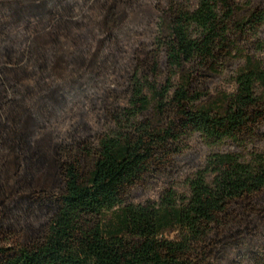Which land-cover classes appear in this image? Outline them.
<instances>
[{
    "label": "trees",
    "instance_id": "trees-1",
    "mask_svg": "<svg viewBox=\"0 0 264 264\" xmlns=\"http://www.w3.org/2000/svg\"><path fill=\"white\" fill-rule=\"evenodd\" d=\"M262 143L264 0H0V264H264Z\"/></svg>",
    "mask_w": 264,
    "mask_h": 264
},
{
    "label": "rangeland",
    "instance_id": "rangeland-1",
    "mask_svg": "<svg viewBox=\"0 0 264 264\" xmlns=\"http://www.w3.org/2000/svg\"><path fill=\"white\" fill-rule=\"evenodd\" d=\"M152 16H154V12L150 8H145L142 10V13L139 14L137 19V24L139 26H143L144 24L147 25L149 23V20L152 19ZM151 27L152 24L150 25ZM144 27V26H143ZM147 32L143 38L150 39L151 38V30L147 29L145 30ZM18 33L15 34V40L18 42L20 39L18 37ZM130 46V43H129ZM37 79L28 80V84L34 85L36 83ZM116 86L115 78L109 80L107 83H103L102 86ZM101 86V87H102ZM237 89V85H235L233 82L229 80H223L220 81V83L215 84V92H219L220 90H225L228 92H234ZM121 103H125L124 100L121 101ZM103 118V110L101 109V105L94 104L92 100L86 96L83 95L82 97L76 99L74 102L71 103L70 106L66 109V111L63 112V114L55 119L53 123L49 124L45 129H42L40 131V136H44L46 134H54L59 141H67L70 137V132L74 125L81 120H86V122L94 129L95 131L104 130V126L102 125V119ZM193 147H196L199 149V157L197 162L200 166H205L207 164V157L211 153V150L205 147H201L198 144V141L192 142ZM264 149V144H255L252 145L251 150L253 151L255 148ZM185 178L184 174L181 176V181L178 182L179 186H177V190L179 193L187 194L189 192L188 188L184 184ZM171 181L163 178L160 179L157 183L152 185L136 199V203L138 204H145L147 201H155L160 202L162 200V197L164 196V192L169 188ZM115 212H111L109 214V218H115ZM163 237L167 239L177 240L178 239V233L177 232H165L163 233Z\"/></svg>",
    "mask_w": 264,
    "mask_h": 264
}]
</instances>
